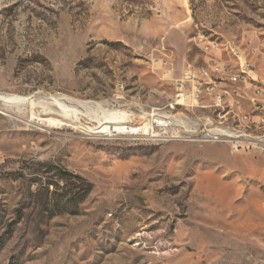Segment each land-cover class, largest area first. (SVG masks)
Instances as JSON below:
<instances>
[{"label": "rangeland", "instance_id": "1", "mask_svg": "<svg viewBox=\"0 0 264 264\" xmlns=\"http://www.w3.org/2000/svg\"><path fill=\"white\" fill-rule=\"evenodd\" d=\"M203 44L259 66L264 0H0V94L101 103L137 125L205 64ZM66 105L72 122L0 105V264H264L263 152L92 134ZM61 170L92 185L66 211L46 192Z\"/></svg>", "mask_w": 264, "mask_h": 264}, {"label": "built area", "instance_id": "2", "mask_svg": "<svg viewBox=\"0 0 264 264\" xmlns=\"http://www.w3.org/2000/svg\"><path fill=\"white\" fill-rule=\"evenodd\" d=\"M197 47L203 51L201 61L208 66L205 78H197V71H192L190 64L186 65L173 82L176 85V99L171 100L166 111L151 109L141 118V123L128 124L127 131L114 134L144 141L222 144L229 147L232 153L249 150L264 153V132L261 137H249V128L262 121L252 118V111L264 109V101L252 98V90L264 93V80L256 79V72L264 71V56L259 66H245L242 62V73H249V82H242L241 73L234 72L233 78L211 74L209 63H217L220 69L227 68L229 62L216 53L213 45ZM232 48L239 53V48ZM202 80H209V91L211 88H221L216 109L200 107L198 84ZM242 85H249V92H242ZM226 87L236 89V98L226 95ZM120 90H123L122 86ZM223 114H233L234 122L222 123Z\"/></svg>", "mask_w": 264, "mask_h": 264}, {"label": "bare ground", "instance_id": "3", "mask_svg": "<svg viewBox=\"0 0 264 264\" xmlns=\"http://www.w3.org/2000/svg\"><path fill=\"white\" fill-rule=\"evenodd\" d=\"M215 50L218 48L215 46ZM233 51V50H232ZM232 57L234 58V51L232 52ZM237 60L239 61V66L234 70L231 64L227 65V68H220L217 66V63H209V70L211 74H218V77L223 78H233L234 72L241 73L242 82H249V73H242V62L241 57L237 56ZM245 66H251L244 63ZM192 71H197V78H205V73H208V66L206 63L200 68L190 67ZM261 80H264L262 78ZM176 88V85H175ZM199 91V100L200 107H204L205 109H216V100L221 97V88H211L209 91V80H202L200 84H198ZM242 92H249V85H242ZM226 95H229V98H236V89L233 87H226ZM176 98V95H175ZM252 98L264 101V93H261V90H252ZM66 104L71 106H75L78 108H82L85 112L91 113L92 118L97 121L99 124L98 128H87L86 132L94 134L96 130L99 132H107L112 130V133H121L127 131L129 127L124 126L127 124L125 121L126 113L121 112L119 110H107L103 108L101 103H92V102H81L74 101L65 96H49L45 97L39 103H35L31 97H21L7 94H0V105L4 106H16V107H24L30 106L31 110H33L38 105L43 106L44 113L49 114H57L60 117L74 121V118H77L79 115L78 111L68 107ZM100 113V116H98ZM252 118H259V120L249 128V137H261L264 132V109H257V111H252ZM234 122L233 114H223L222 115V123H231ZM57 126H62L61 122L55 123ZM107 125H112L111 127Z\"/></svg>", "mask_w": 264, "mask_h": 264}, {"label": "trees", "instance_id": "4", "mask_svg": "<svg viewBox=\"0 0 264 264\" xmlns=\"http://www.w3.org/2000/svg\"><path fill=\"white\" fill-rule=\"evenodd\" d=\"M60 184H47L46 192L52 196V201L56 207H61L63 211L72 205L82 203L92 190V185L78 175L71 174L65 170L58 172ZM73 181V188H69V182ZM54 187L55 191L50 192L49 188ZM75 191V192H74Z\"/></svg>", "mask_w": 264, "mask_h": 264}]
</instances>
